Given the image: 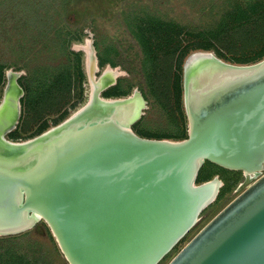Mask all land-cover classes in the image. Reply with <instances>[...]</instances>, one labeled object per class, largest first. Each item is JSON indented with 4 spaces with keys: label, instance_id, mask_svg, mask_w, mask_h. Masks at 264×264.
Returning <instances> with one entry per match:
<instances>
[{
    "label": "water",
    "instance_id": "95a60500",
    "mask_svg": "<svg viewBox=\"0 0 264 264\" xmlns=\"http://www.w3.org/2000/svg\"><path fill=\"white\" fill-rule=\"evenodd\" d=\"M185 80L186 139L138 135L124 124L136 99L96 93L22 143L1 130L22 105L12 81L0 104V235L26 232L40 215L69 264H159L219 195L217 178L197 184L208 161L263 174L169 264H264V60L197 53Z\"/></svg>",
    "mask_w": 264,
    "mask_h": 264
},
{
    "label": "rangeland",
    "instance_id": "374dc122",
    "mask_svg": "<svg viewBox=\"0 0 264 264\" xmlns=\"http://www.w3.org/2000/svg\"><path fill=\"white\" fill-rule=\"evenodd\" d=\"M238 1L245 3V0H0V104L10 82L9 73L14 74L13 81L23 94L19 123L5 138L20 143L36 138L55 129L90 103L88 55L83 49H75L76 45L83 46L89 41L94 57L91 59L97 61L93 63L94 70L91 69L94 81L101 78L108 67L118 71L111 85L97 95L120 99L135 94L134 107L140 111V117L130 126L135 133L146 138L186 139L189 120L185 105V64L192 55L205 50L192 52L181 69L174 66L170 83L165 84L166 78L163 79L162 93L155 96L151 94L146 76L143 47L132 28L137 29L141 19L146 28L156 18L165 24L175 21L182 26L180 38L185 39L186 46L189 29L203 30L214 23L217 12L219 15L221 11H232ZM215 4L217 7L211 13L210 6ZM210 52L226 63L241 65L231 54L222 56L213 49ZM103 58L110 62L102 61ZM263 60L264 57L253 64ZM66 71L74 78L71 97L60 100L57 104L62 107L60 111L51 110L42 118L29 119V130H24L26 115H29L28 90L40 91L48 81ZM262 174L248 180L242 171L204 162L197 184L218 178L222 182L219 195L201 213L196 226L159 264H169ZM47 231L51 230L42 220L26 232L0 235V264L67 263L61 250L56 252L58 244L56 240V244L50 241ZM28 232L30 234L23 236Z\"/></svg>",
    "mask_w": 264,
    "mask_h": 264
},
{
    "label": "trees",
    "instance_id": "16d2710c",
    "mask_svg": "<svg viewBox=\"0 0 264 264\" xmlns=\"http://www.w3.org/2000/svg\"><path fill=\"white\" fill-rule=\"evenodd\" d=\"M215 7L216 4L210 6L211 13L215 11ZM215 17L217 19L214 23L204 27L203 30L189 29L186 33V37L188 36L186 46L185 39L180 38L182 26L175 21L165 24L160 23L161 19L156 18L146 28L144 24L142 25L141 19V25H138L137 29L132 28L145 53L144 65L151 94L161 95L163 79L166 78L165 84H169L172 68L178 66L181 69L185 59L194 51L213 49L222 56L226 53L231 54L234 61L241 65L253 64L264 57V0L235 2L232 11H221L219 15L217 12ZM102 61L110 62L105 58ZM149 69L154 71L150 72ZM59 76L48 81L40 91L28 90L26 106L29 115H26L28 120L26 124L24 123V130H29V119L42 118L51 110L60 111L62 107L57 106L60 100L71 97L74 81L72 73L66 71ZM47 233L50 241L56 244L51 231ZM28 234L30 233L23 236ZM55 250L57 252L60 249L57 247Z\"/></svg>",
    "mask_w": 264,
    "mask_h": 264
},
{
    "label": "bare ground",
    "instance_id": "6f19581e",
    "mask_svg": "<svg viewBox=\"0 0 264 264\" xmlns=\"http://www.w3.org/2000/svg\"><path fill=\"white\" fill-rule=\"evenodd\" d=\"M89 45H90V42L87 41V43L84 44L83 46H77L76 45L75 49L76 50L83 49L84 51H86V54L88 55L87 68L89 70L88 72H89L90 81H91V87H92V93L90 95V101H91L94 98V94H96L98 91H104L105 89H107L109 87V85H111V83L113 82V75H115L117 77L118 71L114 70V69H111V67H108L107 70L105 71V73L102 75V77L97 79V81H94L91 69L93 67V70H94V66L95 65L93 63L95 62V64H97V61H95L96 59H94V60L91 59V58H94V57H92L93 54L90 51V46ZM202 53L204 55H207V56H210V55L215 56L210 51H204ZM13 76H14V74H12V73H9V75H8V78H9V81H10L8 87L10 88V90L12 89ZM18 90H19V88H18ZM19 94L22 97L23 94H22L21 91L19 92ZM135 96L136 95L134 94L132 96H125V97H122L120 99L105 98V101L118 102V101H124V100L133 99V98H135ZM101 98H103V97H101ZM142 106H143V104H142ZM21 108H22V105H21L20 108L18 107L17 112L15 114H13V116H11L12 120L10 119L8 124L3 126L1 128V130L6 131V133H9L10 131H13L14 129H16L17 119H18V116L20 117ZM139 117H140V111L139 110H135V112L132 114L130 109H129V110H127V114L125 116V120H124L125 123L124 124L126 126L130 127L132 122L137 120ZM101 120H102L101 117L95 118V121H101ZM7 128H8V130H7ZM13 143H18V142H13ZM244 173L247 175L248 180H250L251 178H254L255 176H257L260 172H258V173L244 172ZM219 183H220V186L222 187V182L220 180H219ZM36 217L39 219V221L43 220V218L40 215H37Z\"/></svg>",
    "mask_w": 264,
    "mask_h": 264
},
{
    "label": "flooded vegetation",
    "instance_id": "af4514ba",
    "mask_svg": "<svg viewBox=\"0 0 264 264\" xmlns=\"http://www.w3.org/2000/svg\"><path fill=\"white\" fill-rule=\"evenodd\" d=\"M21 99H22V97H21ZM22 103V102H21ZM23 107V106H22ZM19 123V122H18Z\"/></svg>",
    "mask_w": 264,
    "mask_h": 264
}]
</instances>
